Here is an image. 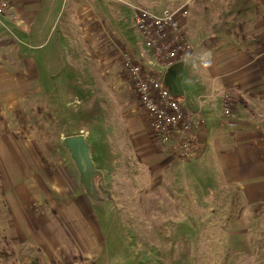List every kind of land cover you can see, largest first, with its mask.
Returning <instances> with one entry per match:
<instances>
[{
    "label": "rangeland",
    "instance_id": "obj_1",
    "mask_svg": "<svg viewBox=\"0 0 264 264\" xmlns=\"http://www.w3.org/2000/svg\"><path fill=\"white\" fill-rule=\"evenodd\" d=\"M240 1L243 19L261 21L255 0ZM116 2L123 32L131 43L141 44L135 10ZM163 8L171 6L159 3L157 9ZM15 28L20 27L0 30L1 62H18L0 76V264H264V207L248 208L232 189L220 188L223 172L217 164L211 166L209 181L204 166L193 186L183 170L175 183L164 179L157 184L167 171L145 164L144 154L137 150L139 126L133 122L140 119L144 129L148 123L132 98L133 84L124 65L125 77L120 73L122 79L117 78L101 67L98 55V73L108 72L107 77H89L80 67L72 78L67 60L75 55L83 59L82 52L73 50L74 37L39 35L30 48L26 36L31 25ZM59 46L68 53H59ZM131 47L126 52L137 55L140 49ZM52 49L60 67L54 64L49 69L46 52ZM198 52L212 56L204 46ZM185 57L192 63L190 56ZM59 71L60 77L50 75ZM79 133L86 135L90 155L104 173L96 184L109 194L97 189L98 201L81 187L64 144V138ZM5 156L12 162V156H25L27 161L8 164ZM21 171L29 175L35 190L48 192L42 197L45 203L11 206L14 191L11 197L5 192ZM208 194L214 196L206 202ZM28 199L33 203L32 197ZM14 213L24 215L25 226L35 237L29 243L17 239L22 228L18 223L16 234Z\"/></svg>",
    "mask_w": 264,
    "mask_h": 264
},
{
    "label": "crops",
    "instance_id": "obj_2",
    "mask_svg": "<svg viewBox=\"0 0 264 264\" xmlns=\"http://www.w3.org/2000/svg\"><path fill=\"white\" fill-rule=\"evenodd\" d=\"M10 1L19 15V20L16 25L0 24V30H7L8 26H19L20 28H15V31H20L31 25L29 36H26L30 48L34 46L39 35L47 39L54 33L59 37H74L73 50L78 55L82 52L83 59L81 61L75 59L77 56L75 55L71 60H67L66 67L71 69L72 78L79 74L77 70L80 67L89 77L95 78L98 74L100 77L104 75L107 77L108 72L98 73L99 55L101 67L111 70L121 79L120 73L122 75L124 73L122 65L127 48L131 45L133 46L131 48L140 49L139 52L145 51V48L142 43L133 44L126 37L121 15L116 12L118 9L116 1H121L134 10L137 6H148L147 8L155 13L187 4L189 14L182 19V31L192 45V50L186 54L190 56L192 63L184 57L185 65L180 79L179 95L174 97L185 109L198 113L199 118H203L202 125L194 129L196 156L190 161L181 162L169 148L152 142L148 125L145 129L141 127L140 119L133 122L136 127L139 126L138 142L135 143L138 144L137 150L144 154L142 158L145 164L150 163L152 168H158L162 173L167 171L166 176L163 174L160 176L158 185L167 180L170 184L175 183L177 177H180V170H183L184 174H181L188 176L193 186L197 172L205 169L204 166L208 171L206 180L209 181L211 166L217 164L223 172V183L220 184V188L232 189V195L241 196L248 208L264 207V33H262L264 20L262 17L261 21L256 23L246 21V18L244 20L241 16L240 0H112L113 2L107 4H101L102 0ZM159 3L171 8L158 10ZM134 12L136 13V10ZM118 35L125 38H118ZM201 46H204L205 51L209 49L212 56L208 58L202 56L198 52ZM62 52L68 53L59 46V53ZM57 57L53 49L46 52L49 69L56 64ZM1 60L0 58V76L5 73L6 67L10 65L18 67V62L3 65ZM24 65L20 67H25ZM118 68H122V71L119 72ZM50 75L60 77L62 73L51 72ZM19 81L22 80L17 82ZM130 92L138 103L133 91ZM225 96H229L232 100L230 117L224 116ZM143 115L147 122L144 113ZM229 121H233L235 127H229ZM0 152L3 153L1 147ZM12 158L14 162L5 156V162L22 165L27 161L25 156H12ZM21 172L22 175L17 173L14 184L5 192L11 197V190L14 191L15 199L14 202L11 200V206L33 207L37 201L45 203L42 197L47 198L48 192L35 190L33 181L28 179L29 175ZM41 189L43 190L42 187ZM205 190L209 192L210 188L206 187ZM214 194H208L206 202ZM27 196L33 198V203H30ZM82 199L85 198L82 196ZM13 217L11 223L16 234L19 229L18 223L22 228L21 234H17V239L21 244L29 243V240L35 237L31 230H27L24 215L14 213ZM31 219L33 225L34 220Z\"/></svg>",
    "mask_w": 264,
    "mask_h": 264
},
{
    "label": "built area",
    "instance_id": "obj_3",
    "mask_svg": "<svg viewBox=\"0 0 264 264\" xmlns=\"http://www.w3.org/2000/svg\"><path fill=\"white\" fill-rule=\"evenodd\" d=\"M264 20V0H255ZM135 23L145 51L124 56V68L133 84V93L141 105L151 140L169 148L181 162L196 156L194 129L203 123L198 113L185 109L164 83L167 69L183 61L192 45L182 31V19L188 16L187 4L155 13L137 6ZM19 15L10 0H0V24H16ZM139 58V61L138 59ZM224 116L232 115V100H223ZM233 128L235 123L228 122Z\"/></svg>",
    "mask_w": 264,
    "mask_h": 264
},
{
    "label": "water",
    "instance_id": "obj_4",
    "mask_svg": "<svg viewBox=\"0 0 264 264\" xmlns=\"http://www.w3.org/2000/svg\"><path fill=\"white\" fill-rule=\"evenodd\" d=\"M185 61L177 62L167 69L164 77V83L169 88L173 96L179 95L180 79L183 74ZM64 144L69 151L70 157L79 173L80 185L86 191L88 197L93 201L99 200L98 190L109 194L99 183L96 184V178L99 182L104 178V173L97 169L91 155L90 146L87 142L86 135L79 133L64 138Z\"/></svg>",
    "mask_w": 264,
    "mask_h": 264
},
{
    "label": "trees",
    "instance_id": "obj_5",
    "mask_svg": "<svg viewBox=\"0 0 264 264\" xmlns=\"http://www.w3.org/2000/svg\"><path fill=\"white\" fill-rule=\"evenodd\" d=\"M33 264H39V263H38V261H36V262H35V263H33Z\"/></svg>",
    "mask_w": 264,
    "mask_h": 264
},
{
    "label": "clouds",
    "instance_id": "obj_6",
    "mask_svg": "<svg viewBox=\"0 0 264 264\" xmlns=\"http://www.w3.org/2000/svg\"><path fill=\"white\" fill-rule=\"evenodd\" d=\"M210 55V54H209Z\"/></svg>",
    "mask_w": 264,
    "mask_h": 264
}]
</instances>
